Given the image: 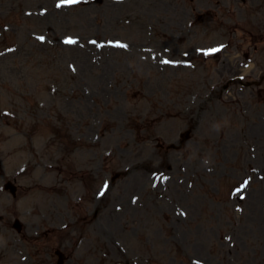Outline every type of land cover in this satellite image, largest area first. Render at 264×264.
<instances>
[{
    "label": "rangeland",
    "instance_id": "374dc122",
    "mask_svg": "<svg viewBox=\"0 0 264 264\" xmlns=\"http://www.w3.org/2000/svg\"><path fill=\"white\" fill-rule=\"evenodd\" d=\"M168 2L0 0V213L67 215L72 264H264V89Z\"/></svg>",
    "mask_w": 264,
    "mask_h": 264
},
{
    "label": "flooded vegetation",
    "instance_id": "af4514ba",
    "mask_svg": "<svg viewBox=\"0 0 264 264\" xmlns=\"http://www.w3.org/2000/svg\"><path fill=\"white\" fill-rule=\"evenodd\" d=\"M216 6L234 8L237 18L223 30L221 51H264V0H218ZM221 12L209 9L207 14L216 17Z\"/></svg>",
    "mask_w": 264,
    "mask_h": 264
},
{
    "label": "snow or ice",
    "instance_id": "6c2138e0",
    "mask_svg": "<svg viewBox=\"0 0 264 264\" xmlns=\"http://www.w3.org/2000/svg\"><path fill=\"white\" fill-rule=\"evenodd\" d=\"M66 2H69V3H76L77 0H66Z\"/></svg>",
    "mask_w": 264,
    "mask_h": 264
}]
</instances>
